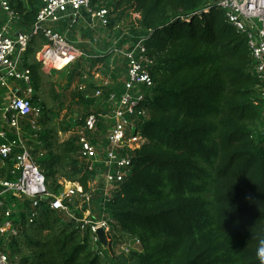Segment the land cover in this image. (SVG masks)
I'll list each match as a JSON object with an SVG mask.
<instances>
[{
    "label": "trees",
    "instance_id": "obj_1",
    "mask_svg": "<svg viewBox=\"0 0 264 264\" xmlns=\"http://www.w3.org/2000/svg\"><path fill=\"white\" fill-rule=\"evenodd\" d=\"M8 1L18 16L12 22L29 32L44 0ZM90 2L116 15L107 29L135 13L141 19L134 31L149 34L146 46L155 65L144 105L149 119L141 128L147 142L132 152L131 173L107 205L115 243L120 233L127 234L141 251L128 255L118 249L117 256L109 243L104 258L91 248L88 234L48 201L29 223L31 201L14 204L8 196L9 207L18 208L10 252L22 264H264L258 255L264 241V84L253 72L247 37L211 0ZM24 65L30 66L37 92L40 63L25 58ZM96 89L78 91L82 105L95 103L86 96ZM32 100L45 114L46 105L36 96ZM88 114L73 120L71 128ZM26 131L33 134L26 146H38L32 155L50 192L59 194L65 182L90 191L92 172L79 160L77 137L58 143L51 129ZM12 169L9 161L3 175L12 179ZM84 212L75 215L81 219Z\"/></svg>",
    "mask_w": 264,
    "mask_h": 264
},
{
    "label": "built area",
    "instance_id": "obj_2",
    "mask_svg": "<svg viewBox=\"0 0 264 264\" xmlns=\"http://www.w3.org/2000/svg\"><path fill=\"white\" fill-rule=\"evenodd\" d=\"M212 4L223 10L227 21L247 37L254 60L253 72L264 84V0H216ZM0 9L9 17V23L18 19L8 0H0ZM81 15H87L90 19L91 30L102 27L107 29L110 24L111 11L106 8L94 9L90 0H44L36 23L29 32H20L11 37L6 27L0 33V88L8 87L9 81L22 82L25 85L24 95L15 94L6 106L0 105V121L3 126L8 127H0V219H4L0 223V264H22L21 258L16 254L12 255L9 249L12 238L17 235V228L12 220L16 207L14 204L9 207L8 196L23 197L31 201L29 223H33L38 216L40 204L48 201L52 210L75 221L79 230L88 234L89 245L104 258V248L97 236L98 230H105L112 247L117 249L121 246V240L116 244L113 238L115 222L108 215L107 205L113 200V194L120 183L131 173L132 152L139 150L147 142L141 128L149 119L144 105L154 87L151 69L155 65L146 46L149 34L137 36L133 46L124 54L127 73L123 90L116 91L111 89L108 81L103 82L93 92L94 98L101 100V111L91 112L77 126L81 164L92 172L95 164L102 158L106 168V187L102 192L100 205L101 218L91 219L86 212L83 218L76 217L73 206L68 204L73 197L79 196L82 199V205L88 213L94 200L93 193H84L79 184H70L72 187L63 193L50 192L45 175L23 141L24 128L41 131L44 116L42 108L32 103V72L24 65V56L31 41L36 37L45 40L37 59L43 69L50 70L51 73L63 72L79 63H88L103 57L89 56L69 39L68 33L76 27ZM131 18L134 28L140 30V15L132 13ZM65 20H70L69 28L66 33H61L56 26ZM85 89L84 85L77 88L78 91ZM262 98L264 99V87ZM104 121L112 122V128L105 145L98 147L89 135L99 132ZM9 134L15 136V139L9 138ZM9 161L13 163V169L9 171L12 179L3 175ZM135 242L140 245L137 239ZM123 251L130 253L131 248Z\"/></svg>",
    "mask_w": 264,
    "mask_h": 264
},
{
    "label": "crops",
    "instance_id": "obj_3",
    "mask_svg": "<svg viewBox=\"0 0 264 264\" xmlns=\"http://www.w3.org/2000/svg\"><path fill=\"white\" fill-rule=\"evenodd\" d=\"M215 1L216 0H211L212 3ZM0 22H1L0 33L6 27L8 28V34L11 37H14L18 35V33L22 32L21 30L18 29V25L16 23L14 22L9 23L6 20V15L2 13L1 9H0ZM66 24H67L66 21L62 22L56 26V29L65 32L67 31L65 29ZM134 30L136 29L134 28V23L132 21L131 16L130 18L122 20L113 29H104L102 27V28H97L95 30L90 29V19L87 17V15H81L79 17L78 24L76 25V32H74V35H72L73 38L70 36V39L76 42L79 49H81L84 53L88 54L89 56L103 55V57L101 58L93 59L94 61H96L95 66L97 68L95 70H99L100 68L105 69L107 64L108 67L111 69V73L108 75L98 74V76L97 75L95 76L96 78L95 80L99 84L96 88L101 86L103 82L108 81L110 83L111 89H114L119 92L123 90V85L126 80V73H127V63L124 54L133 46L136 37L140 35L138 34L137 31ZM32 42L33 43H31V50H29L28 54H25L24 60L25 58H27V62H29L30 64H33L35 61L40 63L37 59V54L44 47L45 40L42 37H36L32 40ZM99 60H105V61H99ZM87 64L90 68L93 66L91 62H88ZM42 71H46V70L43 69L40 63V72ZM69 72L67 74L68 78L66 79V81H70V79L72 81L71 76L73 77L78 76L77 78L79 80V83L76 84L77 86L75 87L76 88L75 92H78L77 88L81 85L86 86L85 90H87V88L93 85V81L91 80V78H88L87 75H82V71H78L76 74L74 72L75 75H72ZM54 73L51 74L56 81L55 83L64 80L61 79V77L59 76H55ZM84 77L87 78L85 79ZM24 89H25V85L22 82H16V81H9L8 87L0 88L1 107L6 106L9 99L13 95L15 94L24 95ZM35 94L36 91L34 90V97ZM89 95H87L86 97L88 98ZM92 97L94 98L93 95ZM94 105H98V106L95 111H92L93 110L92 109L90 113L101 111L102 104L100 99H96ZM0 127L5 128V126L3 125L2 126L0 125ZM78 127L73 129L72 133L74 134V136L72 137L78 138L77 135ZM111 128H112V122L104 121V123L100 126L99 132L89 136L92 137L93 142L98 147H103L107 141ZM105 176H106V168L102 163V158H100L99 162L95 164V166L93 167L92 180L90 183V191L93 193V199H94L93 204L90 207L89 213L86 208L83 207L82 209L85 210L86 215H89L91 219L101 218L100 205L102 200V192L106 187V181L104 180ZM118 236L119 238L125 239L124 241L125 244L122 245L123 242L121 241L120 243L121 246L118 247L115 252L117 256L121 254L120 252H118V249L124 250L129 247L131 249L132 248L135 249L136 252L141 251L140 245H138L135 242L136 238L122 233H120Z\"/></svg>",
    "mask_w": 264,
    "mask_h": 264
},
{
    "label": "rangeland",
    "instance_id": "obj_4",
    "mask_svg": "<svg viewBox=\"0 0 264 264\" xmlns=\"http://www.w3.org/2000/svg\"><path fill=\"white\" fill-rule=\"evenodd\" d=\"M111 10L112 9H110L109 11ZM115 18H116V15L114 16V14H111V19L113 20ZM68 28H69V25H66L65 29L68 30ZM72 31L73 30L70 31L71 37L72 35H74ZM75 44L77 45L76 42ZM92 67L90 68L86 62L85 63L82 62L72 67L73 69L69 68L68 70L63 71L62 73L55 72L54 73L55 76H59L61 77V79H64L58 83H55L56 81L52 76L53 72L51 74L50 70L40 72L42 75V82H41L40 89L37 90L35 96L38 97L40 101L46 105L45 114L43 116L44 118L42 120V129H44V127L45 129L46 128L51 129L56 135L55 139L58 143L66 142L72 136H74V134L72 133L73 129L71 128L72 127L71 122L73 120L80 119L83 113L88 114L92 109H93L92 111H95L98 106V105H94L93 103H91V106L89 107H86L85 105L81 104V100H80L81 98L78 95L79 93L75 92L76 90L75 87L77 86L76 84L79 83V80L77 78L78 76H74V77L71 76L72 77V81L70 79L71 82L66 81V79L68 78L67 74L69 71H71L69 73H71L72 75H75L78 71H82V75H87L88 78H91V80L93 81V85H91L90 88L97 87L99 84L96 82L95 76L96 75L98 76V74L108 75L111 73V69L108 67V64L106 65L105 69L100 68L99 70H95L97 67L96 66L93 68ZM89 93H90L89 101H91V99L93 98H92L91 92ZM55 96H57V98H55ZM92 101H96V99ZM45 117L49 119L47 123L45 121ZM0 125L2 126L1 122H0ZM5 128H8V127L6 126ZM32 138H33V134L26 131V133L24 134L23 141L25 142V144H27V142L31 140ZM42 148L43 147L41 146V149ZM32 151H38V146L32 147V150H30L31 154H32ZM70 184H74V183L65 182V186L61 192L62 193L66 192L68 188L72 187ZM24 200L25 198L23 197H13L10 199V202H13L14 204H16L17 202L21 203V201H24ZM68 204L73 206L72 208L74 209L75 213L79 214L82 211V208H83L82 199L79 196L73 197L71 201L68 202ZM16 213H18V208L15 211V214ZM121 241L123 242L122 245L125 244L124 238H121ZM133 252H135V249L132 248L130 253H133ZM130 253H125V254L129 255Z\"/></svg>",
    "mask_w": 264,
    "mask_h": 264
},
{
    "label": "water",
    "instance_id": "obj_5",
    "mask_svg": "<svg viewBox=\"0 0 264 264\" xmlns=\"http://www.w3.org/2000/svg\"><path fill=\"white\" fill-rule=\"evenodd\" d=\"M97 236H98V238H99V241H100V244L103 246V248H104V253L106 254V255H108V248H109V241H108V239H107V235H106V232H105V230H103V229H100V230H98V232H97Z\"/></svg>",
    "mask_w": 264,
    "mask_h": 264
},
{
    "label": "clouds",
    "instance_id": "obj_6",
    "mask_svg": "<svg viewBox=\"0 0 264 264\" xmlns=\"http://www.w3.org/2000/svg\"><path fill=\"white\" fill-rule=\"evenodd\" d=\"M258 255L264 258V241L261 242V246L258 249Z\"/></svg>",
    "mask_w": 264,
    "mask_h": 264
}]
</instances>
